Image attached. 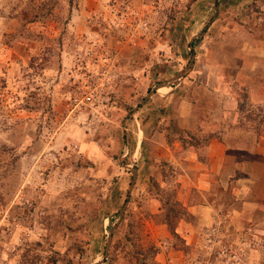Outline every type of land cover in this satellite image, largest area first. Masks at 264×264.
I'll use <instances>...</instances> for the list:
<instances>
[{
  "label": "rangeland",
  "instance_id": "rangeland-1",
  "mask_svg": "<svg viewBox=\"0 0 264 264\" xmlns=\"http://www.w3.org/2000/svg\"><path fill=\"white\" fill-rule=\"evenodd\" d=\"M0 264H264V0H0Z\"/></svg>",
  "mask_w": 264,
  "mask_h": 264
},
{
  "label": "trees",
  "instance_id": "trees-1",
  "mask_svg": "<svg viewBox=\"0 0 264 264\" xmlns=\"http://www.w3.org/2000/svg\"><path fill=\"white\" fill-rule=\"evenodd\" d=\"M193 44H191V46H192Z\"/></svg>",
  "mask_w": 264,
  "mask_h": 264
}]
</instances>
